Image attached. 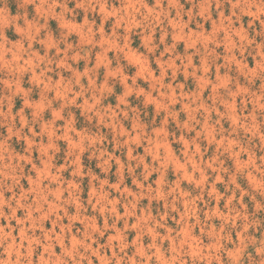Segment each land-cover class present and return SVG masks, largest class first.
<instances>
[{
	"label": "clouds",
	"instance_id": "clouds-1",
	"mask_svg": "<svg viewBox=\"0 0 264 264\" xmlns=\"http://www.w3.org/2000/svg\"><path fill=\"white\" fill-rule=\"evenodd\" d=\"M0 264H264V0H0Z\"/></svg>",
	"mask_w": 264,
	"mask_h": 264
}]
</instances>
